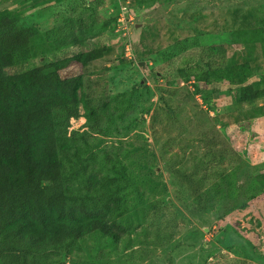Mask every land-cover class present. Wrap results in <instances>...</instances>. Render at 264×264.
Here are the masks:
<instances>
[{"label": "rangeland", "instance_id": "374dc122", "mask_svg": "<svg viewBox=\"0 0 264 264\" xmlns=\"http://www.w3.org/2000/svg\"><path fill=\"white\" fill-rule=\"evenodd\" d=\"M151 1L153 5L147 2L138 6L136 0H0V10L20 14V25H36L42 31L62 17L75 16L85 4L94 9L99 22L119 14L113 32L106 31L84 43V50L104 45L113 48L103 59L88 65L83 79L91 95L89 107L109 103L113 108L98 111L100 124H110L111 134L123 137L91 133L81 102L52 109L58 122L57 145L62 148L63 183L75 188L70 201L94 211L114 195L123 200L124 214L130 211L124 221V239L115 242L93 234L87 251L94 258L100 256L99 264H264V195L256 194L261 188L256 177L264 174V168L259 172L254 169L264 164V116L245 119L239 113L264 107V99L238 105L226 93L228 85L199 83L202 91L211 94L209 102L214 108L210 109L203 103V93L195 95L193 77L179 83L161 76H175L174 71L187 63L195 72L203 70L195 40L199 26L219 27L229 42L247 34V22L251 26L259 23L264 29V0ZM88 14L86 11L83 17ZM252 16L257 21L251 20ZM222 19L230 23L219 26ZM125 39L129 42L122 45ZM261 44L253 55L258 65L255 68L261 69L250 81L264 88ZM147 51L155 60H142ZM72 53H55L49 59L59 60ZM204 57L219 66L236 59L226 46ZM139 62L151 66L152 73L140 70ZM38 64L35 59L13 71L24 72ZM136 84L140 87L135 88ZM222 124L227 125L226 131H222ZM222 140L225 151L218 167L226 168L234 200L233 209L218 221L215 215L223 204L221 193L211 196L210 213H200L186 176L195 178L202 169H210L219 160L217 155L193 173L194 165L206 159L205 151L219 149ZM106 153L118 158L122 166L107 164ZM85 166L105 176L91 195L82 192L86 187ZM210 180L218 182L216 178ZM97 261L82 252L68 257L64 264Z\"/></svg>", "mask_w": 264, "mask_h": 264}, {"label": "trees", "instance_id": "16d2710c", "mask_svg": "<svg viewBox=\"0 0 264 264\" xmlns=\"http://www.w3.org/2000/svg\"><path fill=\"white\" fill-rule=\"evenodd\" d=\"M162 1L168 3L174 0ZM147 2L154 4L151 0H136L135 3L139 6ZM86 11L89 14L85 19L83 14ZM118 19L119 14L99 22L94 9L85 4L75 16L62 17L57 24L42 31L36 25H20L19 13L0 10V264H64L65 259L82 252L90 260H98L94 263L99 264L100 256L94 258L87 251L89 238L99 234L115 242L124 239V236L121 238L126 232L124 221L130 217V211L124 214L120 197L111 195L101 209L94 211L70 201L75 195V188L63 183L62 148L57 145L56 138L58 122L52 114L54 107L81 102L91 133L106 138L111 135L123 137L116 132L111 134L113 128L110 124H100L98 111L110 110L111 104L89 107L87 101L91 95L86 91L83 79L88 65L103 59L113 48L104 45L84 50V43L106 31L113 32L118 26ZM251 20H255V16ZM229 23L227 19H222L219 26ZM247 23V34L230 42L226 35L219 33V27L209 29V26H199L201 31L196 28L195 40L199 42L196 44L200 47L198 63L204 67L203 70L195 72L193 66L187 63L174 71L175 76H161L167 81L179 83L193 77L195 95L203 93V103L210 109L214 108L209 102L211 94L202 91L199 83L204 86L209 83L228 85L226 93L238 105L264 99V88L250 81L261 69L255 68L258 65L253 55L257 47L264 43V29L258 27L259 23L252 26L250 22ZM128 42L125 39L122 45ZM225 46L234 51L236 59L224 66L206 61L204 56L207 52L216 54ZM71 50L73 53L67 57L49 59L55 53ZM148 55L149 52H145L142 60H155ZM35 59L38 66L20 73L13 71ZM135 69L138 71L137 66ZM148 69L152 73V67ZM139 87V84L135 85V88ZM115 99L112 98L113 101ZM239 113L245 119L262 117L264 107L255 106L249 112L245 110ZM221 129L226 131L227 125L222 124ZM220 146L216 150L207 149L206 159L194 165L193 173L206 167V162L217 155L219 160L210 169H202V174L195 178L186 176L187 186L200 213H210L211 196L216 192L221 193L220 201L223 204L220 213L215 215L218 221H222L227 211L233 209L231 201L234 200L230 197L232 190L229 189L230 179L226 168L218 167L225 151L224 140ZM105 158L107 164L122 166L118 158L108 153ZM263 168L264 164H260L254 169L259 172ZM83 174L86 187L82 192L87 195L93 194L105 179V176L93 173L90 166L83 168ZM258 176L256 181L261 188L256 194L260 196L264 195V174ZM210 178H216L218 182L213 183ZM210 189L213 191L209 194ZM253 259L259 260V257Z\"/></svg>", "mask_w": 264, "mask_h": 264}, {"label": "water", "instance_id": "95a60500", "mask_svg": "<svg viewBox=\"0 0 264 264\" xmlns=\"http://www.w3.org/2000/svg\"><path fill=\"white\" fill-rule=\"evenodd\" d=\"M138 68H140V70H142L143 72L148 70V67L145 62H139Z\"/></svg>", "mask_w": 264, "mask_h": 264}, {"label": "built area", "instance_id": "2783aa9c", "mask_svg": "<svg viewBox=\"0 0 264 264\" xmlns=\"http://www.w3.org/2000/svg\"><path fill=\"white\" fill-rule=\"evenodd\" d=\"M118 22H119V19H118Z\"/></svg>", "mask_w": 264, "mask_h": 264}]
</instances>
